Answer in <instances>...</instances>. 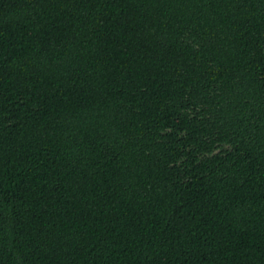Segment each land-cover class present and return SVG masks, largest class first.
Instances as JSON below:
<instances>
[{"label":"trees","instance_id":"trees-1","mask_svg":"<svg viewBox=\"0 0 264 264\" xmlns=\"http://www.w3.org/2000/svg\"><path fill=\"white\" fill-rule=\"evenodd\" d=\"M0 264H264V0H0Z\"/></svg>","mask_w":264,"mask_h":264}]
</instances>
